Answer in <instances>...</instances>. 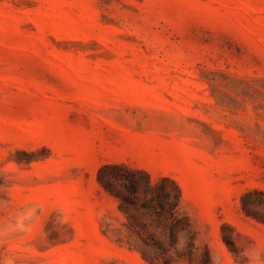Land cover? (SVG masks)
I'll return each mask as SVG.
<instances>
[{
	"label": "rangeland",
	"instance_id": "374dc122",
	"mask_svg": "<svg viewBox=\"0 0 264 264\" xmlns=\"http://www.w3.org/2000/svg\"><path fill=\"white\" fill-rule=\"evenodd\" d=\"M105 163L179 184L155 263ZM0 264H264V0H0Z\"/></svg>",
	"mask_w": 264,
	"mask_h": 264
},
{
	"label": "trees",
	"instance_id": "16d2710c",
	"mask_svg": "<svg viewBox=\"0 0 264 264\" xmlns=\"http://www.w3.org/2000/svg\"><path fill=\"white\" fill-rule=\"evenodd\" d=\"M97 180L105 191L117 199L118 209L129 222H134L145 231L144 234L136 232V239H127V242L137 247L149 262L155 263L158 258L149 249H165L158 233L172 244L179 229L190 227L189 217L180 208L181 188L173 178L162 176L152 181L143 169L124 163H105L97 172ZM250 195L248 192L242 197V208L246 214L252 215L253 211L246 205V197ZM224 240L229 244L226 238Z\"/></svg>",
	"mask_w": 264,
	"mask_h": 264
}]
</instances>
